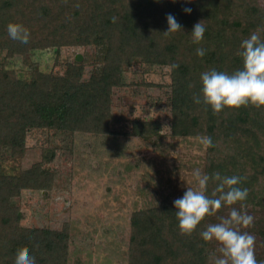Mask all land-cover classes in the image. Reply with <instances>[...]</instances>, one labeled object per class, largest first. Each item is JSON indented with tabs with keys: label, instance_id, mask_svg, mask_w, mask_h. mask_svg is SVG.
Masks as SVG:
<instances>
[{
	"label": "trees",
	"instance_id": "16d2710c",
	"mask_svg": "<svg viewBox=\"0 0 264 264\" xmlns=\"http://www.w3.org/2000/svg\"><path fill=\"white\" fill-rule=\"evenodd\" d=\"M168 13L183 31L163 34ZM202 20L204 38L194 44L190 32ZM9 22L30 30L27 44L9 38ZM257 29L264 30V0H0V264H14L22 252L35 255L37 264H67L66 225L61 230L21 225V192L49 191L54 181L41 161L20 167L27 139L37 133L61 140L77 133L113 134L114 90L125 86L124 73L135 63L168 68L169 134L210 136L213 145L205 148L203 172L243 177L241 187L248 189V196L206 216L191 235L180 233L173 201L134 211L127 264H209L219 253L215 241L201 239L203 228L227 217L230 207L264 213V107L249 104L214 113L202 102L194 103L193 96L199 94L201 72L214 67L231 73L241 67L240 42ZM65 47L94 50L86 79L83 54L61 62L60 73L6 67L9 60H25L32 51L52 49L57 58ZM197 47L207 50L205 56L196 55ZM160 130L159 121L133 119L127 135L151 142ZM45 153L47 149L42 153L47 159ZM214 187L210 182L208 194ZM254 232L264 247V229ZM255 255L264 261V252Z\"/></svg>",
	"mask_w": 264,
	"mask_h": 264
},
{
	"label": "rangeland",
	"instance_id": "374dc122",
	"mask_svg": "<svg viewBox=\"0 0 264 264\" xmlns=\"http://www.w3.org/2000/svg\"><path fill=\"white\" fill-rule=\"evenodd\" d=\"M77 54H83L86 79L92 48H61L57 58L52 49L32 51L25 60H9L6 67L26 73L33 69L60 73L61 62ZM3 56L0 51V63ZM123 81L125 86L115 89L112 97L113 134L77 133L61 140L62 136L37 133L26 142L20 167L26 169L41 161L54 181L49 191L21 192L17 200L21 225L51 230L66 225L67 264H127L131 214L181 197L187 186H195L193 170L203 171L205 147L198 138L169 134L168 68L135 63L124 73ZM133 119L159 121V137L149 142L127 135ZM45 149L47 159L42 155ZM245 211L254 221L242 231L254 235L256 229H264V213ZM218 247L216 242L215 249ZM255 252H264L256 237Z\"/></svg>",
	"mask_w": 264,
	"mask_h": 264
},
{
	"label": "clouds",
	"instance_id": "9594fccd",
	"mask_svg": "<svg viewBox=\"0 0 264 264\" xmlns=\"http://www.w3.org/2000/svg\"><path fill=\"white\" fill-rule=\"evenodd\" d=\"M158 2V0H157ZM175 2V0H173ZM191 0H185L190 3ZM185 13H191L190 7H184ZM115 21V17L112 18ZM167 29L164 35L183 31L176 17L166 14ZM10 39L21 44L30 40V30L21 23L9 22L6 25ZM206 31V25L198 21L190 32L194 44H199ZM264 30L252 31L242 39L239 45L241 67L231 73L210 68L200 73L199 94L193 96L194 103L201 102L214 113L225 108H240L249 104L264 107ZM206 49H195L198 57L206 54ZM199 142L205 147L213 145L208 135L198 136ZM192 177L195 186H187L183 195L173 201L178 229L182 235H191L206 216H213L222 207L243 202L248 196V189L241 187L243 177L239 175H222L219 171L209 174L201 169H194ZM215 184L208 194L209 183ZM254 217L237 207H230L227 217L219 222L208 224L199 235L205 242L215 241L218 244V255L209 258V264H264L255 255V236L241 228L250 226ZM38 247V244H34ZM14 264H37L35 255L22 252L15 256Z\"/></svg>",
	"mask_w": 264,
	"mask_h": 264
}]
</instances>
